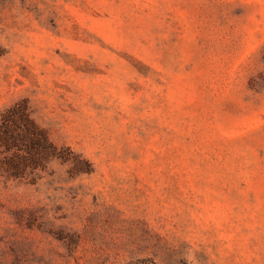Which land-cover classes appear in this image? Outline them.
<instances>
[{"label":"rangeland","instance_id":"rangeland-1","mask_svg":"<svg viewBox=\"0 0 264 264\" xmlns=\"http://www.w3.org/2000/svg\"><path fill=\"white\" fill-rule=\"evenodd\" d=\"M17 103L68 159L0 172V264H264V0H0Z\"/></svg>","mask_w":264,"mask_h":264},{"label":"trees","instance_id":"trees-1","mask_svg":"<svg viewBox=\"0 0 264 264\" xmlns=\"http://www.w3.org/2000/svg\"><path fill=\"white\" fill-rule=\"evenodd\" d=\"M66 149L58 147L30 116L27 105L7 109L0 124V172L11 179L33 180L52 160H67Z\"/></svg>","mask_w":264,"mask_h":264}]
</instances>
